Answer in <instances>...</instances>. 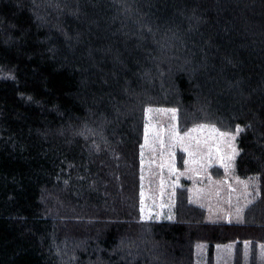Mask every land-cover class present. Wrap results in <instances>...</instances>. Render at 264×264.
Returning a JSON list of instances; mask_svg holds the SVG:
<instances>
[{
    "label": "trees",
    "instance_id": "obj_1",
    "mask_svg": "<svg viewBox=\"0 0 264 264\" xmlns=\"http://www.w3.org/2000/svg\"><path fill=\"white\" fill-rule=\"evenodd\" d=\"M163 121L231 138L254 189L240 222L185 203L152 226ZM228 245L264 264V0H0V264H197L203 247L217 264Z\"/></svg>",
    "mask_w": 264,
    "mask_h": 264
},
{
    "label": "rangeland",
    "instance_id": "obj_2",
    "mask_svg": "<svg viewBox=\"0 0 264 264\" xmlns=\"http://www.w3.org/2000/svg\"><path fill=\"white\" fill-rule=\"evenodd\" d=\"M202 113L208 118L212 115ZM158 127H162L161 139ZM153 130L152 153H147L149 162L144 163L147 181L151 179L144 188L149 196L145 215L152 226L173 220L175 206L185 203L203 210L208 222H240L242 210L254 200V189L235 177L231 138L207 126L188 131L173 121L169 127L163 121ZM228 246L217 252L214 248V263H240L247 255L248 251ZM208 257L209 251L203 247L197 264H205Z\"/></svg>",
    "mask_w": 264,
    "mask_h": 264
},
{
    "label": "snow or ice",
    "instance_id": "obj_3",
    "mask_svg": "<svg viewBox=\"0 0 264 264\" xmlns=\"http://www.w3.org/2000/svg\"><path fill=\"white\" fill-rule=\"evenodd\" d=\"M172 111L174 112L175 110L173 109ZM237 131H240V129L238 128Z\"/></svg>",
    "mask_w": 264,
    "mask_h": 264
},
{
    "label": "bare ground",
    "instance_id": "obj_4",
    "mask_svg": "<svg viewBox=\"0 0 264 264\" xmlns=\"http://www.w3.org/2000/svg\"><path fill=\"white\" fill-rule=\"evenodd\" d=\"M233 128V127H232ZM176 177V176H175ZM257 245V244H256ZM194 252V251H193ZM208 256V255H207ZM210 257V256H209ZM213 257V256H212Z\"/></svg>",
    "mask_w": 264,
    "mask_h": 264
}]
</instances>
